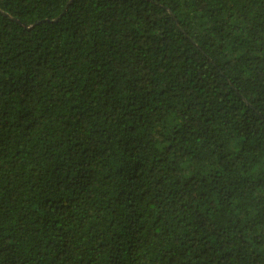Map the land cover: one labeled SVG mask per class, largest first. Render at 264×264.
<instances>
[{
    "label": "trees",
    "instance_id": "1",
    "mask_svg": "<svg viewBox=\"0 0 264 264\" xmlns=\"http://www.w3.org/2000/svg\"><path fill=\"white\" fill-rule=\"evenodd\" d=\"M0 264H264V0H0Z\"/></svg>",
    "mask_w": 264,
    "mask_h": 264
}]
</instances>
